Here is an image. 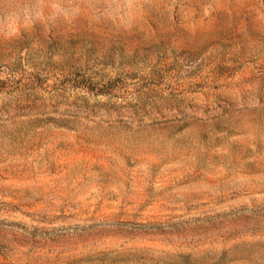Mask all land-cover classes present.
Masks as SVG:
<instances>
[{"label":"rangeland","instance_id":"obj_1","mask_svg":"<svg viewBox=\"0 0 264 264\" xmlns=\"http://www.w3.org/2000/svg\"><path fill=\"white\" fill-rule=\"evenodd\" d=\"M0 264H264V0H0Z\"/></svg>","mask_w":264,"mask_h":264}]
</instances>
